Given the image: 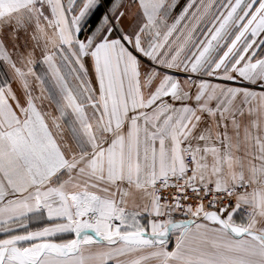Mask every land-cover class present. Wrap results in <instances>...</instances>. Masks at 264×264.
Listing matches in <instances>:
<instances>
[{"label": "snow or ice", "instance_id": "obj_1", "mask_svg": "<svg viewBox=\"0 0 264 264\" xmlns=\"http://www.w3.org/2000/svg\"><path fill=\"white\" fill-rule=\"evenodd\" d=\"M0 264H264V0H0Z\"/></svg>", "mask_w": 264, "mask_h": 264}, {"label": "crops", "instance_id": "obj_2", "mask_svg": "<svg viewBox=\"0 0 264 264\" xmlns=\"http://www.w3.org/2000/svg\"><path fill=\"white\" fill-rule=\"evenodd\" d=\"M186 2V0H180V4H183V3H185Z\"/></svg>", "mask_w": 264, "mask_h": 264}, {"label": "rangeland", "instance_id": "obj_3", "mask_svg": "<svg viewBox=\"0 0 264 264\" xmlns=\"http://www.w3.org/2000/svg\"><path fill=\"white\" fill-rule=\"evenodd\" d=\"M184 1V0H183Z\"/></svg>", "mask_w": 264, "mask_h": 264}]
</instances>
